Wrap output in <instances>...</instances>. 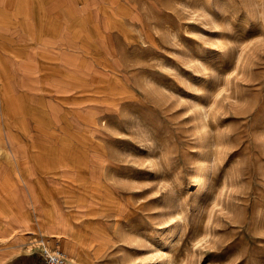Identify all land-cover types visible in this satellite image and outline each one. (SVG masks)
I'll return each instance as SVG.
<instances>
[{
    "label": "rangeland",
    "instance_id": "obj_1",
    "mask_svg": "<svg viewBox=\"0 0 264 264\" xmlns=\"http://www.w3.org/2000/svg\"><path fill=\"white\" fill-rule=\"evenodd\" d=\"M71 4L0 29V264H264V0Z\"/></svg>",
    "mask_w": 264,
    "mask_h": 264
},
{
    "label": "crops",
    "instance_id": "obj_2",
    "mask_svg": "<svg viewBox=\"0 0 264 264\" xmlns=\"http://www.w3.org/2000/svg\"><path fill=\"white\" fill-rule=\"evenodd\" d=\"M72 7L71 0H0V29L16 25L19 30H26L31 34V36L25 37L26 39H51L56 37L55 33L61 25L66 28L68 27L66 23L72 22ZM12 30H17V28ZM0 38H13L16 41L17 37H13L11 34L3 35L0 31ZM18 39H21V36ZM3 48L7 50L6 54H14L15 50L19 49V43L18 41L16 43L8 41L7 44H0V49ZM43 208L45 209L44 205ZM0 244H2L1 240ZM22 260L23 257L19 255L10 264H22Z\"/></svg>",
    "mask_w": 264,
    "mask_h": 264
},
{
    "label": "built area",
    "instance_id": "obj_3",
    "mask_svg": "<svg viewBox=\"0 0 264 264\" xmlns=\"http://www.w3.org/2000/svg\"><path fill=\"white\" fill-rule=\"evenodd\" d=\"M41 264H75V263L60 251H49L48 249H45L41 253Z\"/></svg>",
    "mask_w": 264,
    "mask_h": 264
},
{
    "label": "bare ground",
    "instance_id": "obj_4",
    "mask_svg": "<svg viewBox=\"0 0 264 264\" xmlns=\"http://www.w3.org/2000/svg\"><path fill=\"white\" fill-rule=\"evenodd\" d=\"M0 139H1V138H0ZM4 149H6V148H4ZM6 151H7V150H6ZM6 156H7V155H6ZM40 243H41V242H40ZM38 245H39V244H38ZM31 248H32V247H31ZM27 250H31V249L29 248V249H27ZM28 252H29V251H28ZM73 260H74L77 264L80 263L79 259H75V258H74Z\"/></svg>",
    "mask_w": 264,
    "mask_h": 264
}]
</instances>
